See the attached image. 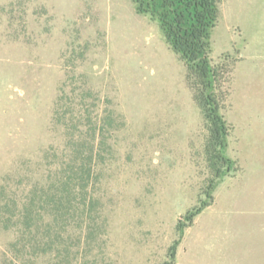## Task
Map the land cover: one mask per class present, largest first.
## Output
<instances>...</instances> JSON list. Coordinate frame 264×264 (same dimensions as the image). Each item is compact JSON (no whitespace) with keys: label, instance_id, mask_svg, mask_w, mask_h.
Instances as JSON below:
<instances>
[{"label":"rangeland","instance_id":"obj_1","mask_svg":"<svg viewBox=\"0 0 264 264\" xmlns=\"http://www.w3.org/2000/svg\"><path fill=\"white\" fill-rule=\"evenodd\" d=\"M218 9L221 179L183 62L130 0H0V264H264V0Z\"/></svg>","mask_w":264,"mask_h":264},{"label":"trees","instance_id":"obj_2","mask_svg":"<svg viewBox=\"0 0 264 264\" xmlns=\"http://www.w3.org/2000/svg\"><path fill=\"white\" fill-rule=\"evenodd\" d=\"M137 14L148 17L158 24L166 44L183 62L186 69V81L193 90V97L200 107L209 127L207 151L214 176L221 179L234 167V162L224 154L227 145L228 127L220 113L221 83L223 71L212 64L211 36L215 28L220 0H130ZM81 170L90 177V169ZM78 171V172H79ZM216 187L209 186L208 197ZM82 189V187H81ZM207 206L202 202L187 212L184 222L177 224L181 235L186 223H191ZM178 241L169 248V257L174 259ZM166 262L165 264H170Z\"/></svg>","mask_w":264,"mask_h":264}]
</instances>
